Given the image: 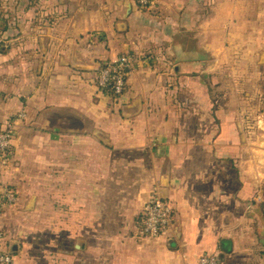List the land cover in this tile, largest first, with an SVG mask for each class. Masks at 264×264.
<instances>
[{
	"label": "crops",
	"instance_id": "0c3cea01",
	"mask_svg": "<svg viewBox=\"0 0 264 264\" xmlns=\"http://www.w3.org/2000/svg\"><path fill=\"white\" fill-rule=\"evenodd\" d=\"M143 7L40 0L9 10L17 19L0 52V124L19 127L0 169L4 236L40 208V222L56 227V264H193L204 255L264 264V115L213 74L229 48L262 45L245 33L264 29V0ZM122 53L134 66L116 102L95 80ZM154 186L174 224L140 238ZM6 187L16 201L3 207ZM8 243L17 258L19 243Z\"/></svg>",
	"mask_w": 264,
	"mask_h": 264
},
{
	"label": "rangeland",
	"instance_id": "374dc122",
	"mask_svg": "<svg viewBox=\"0 0 264 264\" xmlns=\"http://www.w3.org/2000/svg\"><path fill=\"white\" fill-rule=\"evenodd\" d=\"M26 2H31L34 7L40 8V0L37 3H34V0H0L1 51H9V44L4 42L11 38V33L3 30L4 23L8 29L9 23H13L17 19L16 15L9 13V10L21 4L22 6L26 5ZM251 37L258 38L262 45L229 48V52L225 53L224 60L219 62L213 70L216 73L213 74H216V83L227 79L233 88L240 91L242 101H245V110L253 112L254 106H256L259 113L264 115V29L245 33V38ZM221 76L224 77V80H221ZM18 127L19 124L16 126V134ZM37 213L19 224L17 233L15 228H10V234H5L3 248L7 246L8 242V244L18 242L21 247L19 256L12 257L11 264H56V227L49 224V228H47V224L40 222V208L37 209ZM20 233L22 235L18 238ZM4 250L6 251V249Z\"/></svg>",
	"mask_w": 264,
	"mask_h": 264
},
{
	"label": "built area",
	"instance_id": "2783aa9c",
	"mask_svg": "<svg viewBox=\"0 0 264 264\" xmlns=\"http://www.w3.org/2000/svg\"><path fill=\"white\" fill-rule=\"evenodd\" d=\"M149 0H139L146 5ZM134 66V60L128 53H122L115 61H109L99 68L96 76L97 89L113 101H118L126 91V83ZM257 128L264 127V117L256 119ZM16 120H9L0 125V169L7 168L15 156L13 145ZM16 201V193L11 187H6L1 197V205L10 206ZM174 210L172 206L161 199L156 186L143 206L141 225L138 228L140 238H158L173 227ZM4 233L0 227V264H11L12 256L3 248ZM190 264V263H189ZM193 264H219L218 258L213 255H204Z\"/></svg>",
	"mask_w": 264,
	"mask_h": 264
},
{
	"label": "trees",
	"instance_id": "16d2710c",
	"mask_svg": "<svg viewBox=\"0 0 264 264\" xmlns=\"http://www.w3.org/2000/svg\"><path fill=\"white\" fill-rule=\"evenodd\" d=\"M39 0H34V3H37ZM34 6V5H33ZM142 7H143V5H142ZM146 6H144L143 8H145ZM38 8V7H37ZM37 11V10H36ZM39 17V14L36 16V18H38ZM49 19L51 20V21H49V23H54V18L52 17V18H50L49 17ZM7 29V25L4 23V27H3V30H6ZM0 48H1V46H0ZM0 52L1 53H5V52H3V51H1V49H0Z\"/></svg>",
	"mask_w": 264,
	"mask_h": 264
},
{
	"label": "water",
	"instance_id": "95a60500",
	"mask_svg": "<svg viewBox=\"0 0 264 264\" xmlns=\"http://www.w3.org/2000/svg\"><path fill=\"white\" fill-rule=\"evenodd\" d=\"M160 197H161V199H163V200H166V196L163 194V195H160ZM31 207V206H30ZM30 207H28L27 209H31Z\"/></svg>",
	"mask_w": 264,
	"mask_h": 264
}]
</instances>
